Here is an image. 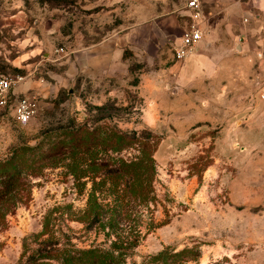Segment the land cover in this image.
<instances>
[{
	"label": "rangeland",
	"instance_id": "374dc122",
	"mask_svg": "<svg viewBox=\"0 0 264 264\" xmlns=\"http://www.w3.org/2000/svg\"><path fill=\"white\" fill-rule=\"evenodd\" d=\"M246 4L231 48L236 55L244 32L264 39V0ZM153 6L0 0V77L24 76L41 96L28 125L0 110V195L7 193L5 179L10 184L0 201V264H62L64 252L112 251L119 236L138 237L125 264H164L155 262L159 255L173 264L170 255L183 251L176 264H264V90L261 103L249 108L257 115L249 130L244 73L235 60L213 75H185L192 77L187 88L174 42L159 38L148 52L128 49L113 60L112 40L146 20ZM92 62V72H104L81 76ZM71 67L80 73L74 81ZM199 83L211 88L199 90ZM215 85H232L230 105H223L225 88ZM100 133L111 138L97 143ZM120 135H150L156 145L118 152ZM118 156L141 159L132 203L117 201L125 183L98 186L101 178L88 173L113 171ZM115 204L117 214H126L118 228L89 223L97 211L110 216ZM54 250L58 256L40 258Z\"/></svg>",
	"mask_w": 264,
	"mask_h": 264
},
{
	"label": "crops",
	"instance_id": "0c3cea01",
	"mask_svg": "<svg viewBox=\"0 0 264 264\" xmlns=\"http://www.w3.org/2000/svg\"><path fill=\"white\" fill-rule=\"evenodd\" d=\"M125 0H118L123 3ZM154 3L148 18L134 24L128 30L119 33L112 40V59H119L128 49H136L141 52H148L156 46L160 38L164 42H174L175 46L181 44L180 36L183 31L192 23L191 12L187 9V0H151ZM202 9L201 30L202 39L195 51L190 53L184 61L182 85H190L189 79L196 75H213L221 67L229 68L235 65L240 66V73H244V117H247L246 124L252 130V120L250 117H257L251 114L249 108L261 103V91L264 90V53L260 48H264V39L255 40L248 38L244 32V47L237 55L233 52L234 37L238 33V17L245 13L249 7L244 0H199ZM205 13V14H204ZM208 13V14H206ZM245 15V14H244ZM242 29V28H241ZM177 31V32H176ZM242 31V30H241ZM246 35V36H245ZM176 37V38H175ZM256 43V45H254ZM103 48L106 42L100 45ZM235 48H237L235 46ZM254 48V49H253ZM258 55H262L261 58ZM235 62L233 63V61ZM101 58L96 59L99 65ZM94 62V60H93ZM92 63H87L86 68L81 71V76L94 77L104 68L92 72ZM99 67V66H98ZM80 73L72 67L68 71V81H74ZM192 74L189 79L185 75ZM196 85V84H195ZM199 90L209 91L210 87L199 83ZM34 88L33 83L25 82L20 90L27 91ZM225 92L221 98L225 101L223 105H230L232 85L229 87H213L216 90ZM249 94L253 96V102L249 100ZM211 96L212 94L209 93Z\"/></svg>",
	"mask_w": 264,
	"mask_h": 264
},
{
	"label": "trees",
	"instance_id": "16d2710c",
	"mask_svg": "<svg viewBox=\"0 0 264 264\" xmlns=\"http://www.w3.org/2000/svg\"><path fill=\"white\" fill-rule=\"evenodd\" d=\"M81 132V131H80ZM76 134H79L78 132H76ZM108 136V137H107ZM105 137V134H101L100 133V139L96 138L95 140L97 141V143H102V139H107V138H111L109 135H107ZM135 143L139 144V147H148L149 146L152 148H154L155 141L154 138H152L150 135H148V137H144V136H124V135H120L117 137V143H116V149L118 152H121L123 149L134 145ZM149 160L151 162H154L153 160V155H151L149 157ZM141 161V159H138V162L135 163L133 161H126L123 157H117L115 159V162H117L118 164L116 165L115 169L113 171L109 170V169H104L102 171H100L101 169H97V170H92L90 167V172L93 174V177L97 178L98 176L101 178L100 182L97 184L96 181L94 182V184L96 185H100L102 183L105 182V180L107 179H114V181H116V183H119V180L123 183H125V185H123V189H119V195L117 198V201L123 203H132L133 201L131 200V195L130 194H135L137 192H140L139 189H137L138 186H136L135 181L138 178L139 179V174L135 171L136 165H139L138 163ZM14 176V175H13ZM5 179V178H4ZM5 185V186H4ZM3 188L6 190L7 193H5V191H2V194L0 195V201L6 196L8 195V188L10 187V184H8L7 179H5ZM141 196V198L139 197V199H141V201H143V197L142 193L139 194ZM116 201V203H117ZM127 206V205H126ZM97 207L100 210L102 208H106V206H98V205H94V208ZM116 204L114 206V208L108 207V209H110V211L108 213H110V216H106L103 213H98L95 212L93 213L92 217H89L88 221L89 223L92 225L94 223L99 224L101 222V226H109L113 229L118 228L119 225V221L124 220L126 215L123 210H119V214L118 211H114L116 208ZM122 217V218H121ZM119 242L118 244L114 245L112 247V251H101L99 249H88V250H82V251H78L75 253L70 254V252H64L66 253V255H64V257H62V264H125V257L127 256L128 252L130 251V244L134 241H138V237L135 236V240L133 241H129L128 237H123V236H119L117 237ZM189 252V251H188ZM60 253L59 250H54V251H50L48 253H46L45 255L41 256V259H49L52 257H56L58 256ZM184 253H187L185 251H183L182 253H177L174 255H170V258L174 261L172 262L173 264H176L178 261H180V259L183 260V256H185ZM163 256V255H162ZM161 255H159L158 257L154 258L155 262H162L165 264L166 260L165 258H163ZM39 258V259H40ZM165 260V261H164ZM167 264V263H166ZM171 264V263H170Z\"/></svg>",
	"mask_w": 264,
	"mask_h": 264
},
{
	"label": "built area",
	"instance_id": "2783aa9c",
	"mask_svg": "<svg viewBox=\"0 0 264 264\" xmlns=\"http://www.w3.org/2000/svg\"><path fill=\"white\" fill-rule=\"evenodd\" d=\"M187 9L191 12L192 23L180 36L181 44L174 46L177 61L183 62L195 51L202 39L200 20L202 9L199 0H187ZM259 58L262 55H258ZM26 81L24 76L14 78L0 77V110H9L19 125H28L38 114L40 94L34 89L20 90Z\"/></svg>",
	"mask_w": 264,
	"mask_h": 264
},
{
	"label": "water",
	"instance_id": "95a60500",
	"mask_svg": "<svg viewBox=\"0 0 264 264\" xmlns=\"http://www.w3.org/2000/svg\"><path fill=\"white\" fill-rule=\"evenodd\" d=\"M72 92V91H71Z\"/></svg>",
	"mask_w": 264,
	"mask_h": 264
}]
</instances>
